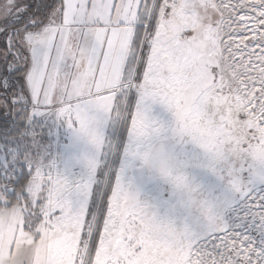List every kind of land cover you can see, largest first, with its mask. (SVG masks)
Instances as JSON below:
<instances>
[{"label": "snow or ice", "instance_id": "6c2138e0", "mask_svg": "<svg viewBox=\"0 0 264 264\" xmlns=\"http://www.w3.org/2000/svg\"><path fill=\"white\" fill-rule=\"evenodd\" d=\"M0 114V264H264V0H0Z\"/></svg>", "mask_w": 264, "mask_h": 264}, {"label": "rangeland", "instance_id": "374dc122", "mask_svg": "<svg viewBox=\"0 0 264 264\" xmlns=\"http://www.w3.org/2000/svg\"><path fill=\"white\" fill-rule=\"evenodd\" d=\"M155 112L159 113L160 109L159 106H155ZM0 137H3L5 133H10L13 128H14V120H12L11 125L9 124L8 121H3V120H7V119H11L12 117H7L3 114H0ZM37 132L40 134V140L41 143L45 146V147H51V152L53 156L58 155V151H57V137L55 135H50L49 134V128L47 126H45L43 123L39 124L37 127ZM66 143V138L61 136L59 138V145L62 148L63 145ZM81 174V169L79 166L74 167L71 170V175L69 176V179L72 180L73 182H75L76 179L79 178Z\"/></svg>", "mask_w": 264, "mask_h": 264}, {"label": "crops", "instance_id": "0c3cea01", "mask_svg": "<svg viewBox=\"0 0 264 264\" xmlns=\"http://www.w3.org/2000/svg\"><path fill=\"white\" fill-rule=\"evenodd\" d=\"M12 120H13V118H11L10 121H8L10 125H11V123L13 122ZM11 121H12V122H11ZM11 126H12V125H11Z\"/></svg>", "mask_w": 264, "mask_h": 264}, {"label": "trees", "instance_id": "16d2710c", "mask_svg": "<svg viewBox=\"0 0 264 264\" xmlns=\"http://www.w3.org/2000/svg\"><path fill=\"white\" fill-rule=\"evenodd\" d=\"M0 118H1V117H0ZM3 121H5V122H6V121H10V119H7V120L5 119V120H3Z\"/></svg>", "mask_w": 264, "mask_h": 264}]
</instances>
